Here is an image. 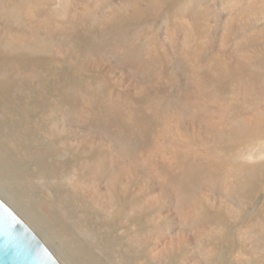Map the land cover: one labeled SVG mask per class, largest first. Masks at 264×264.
<instances>
[{"label":"rangeland","instance_id":"1","mask_svg":"<svg viewBox=\"0 0 264 264\" xmlns=\"http://www.w3.org/2000/svg\"><path fill=\"white\" fill-rule=\"evenodd\" d=\"M140 1L74 0V21L69 22V26L61 23L67 13L66 0H35L33 6H23L18 12L15 5L21 3L20 0H0V34L24 45L20 56L12 58L17 52L8 49L6 56L0 57V90L5 92L0 103L3 104L0 106V163L5 168L0 167V170L8 168L23 183L21 186L17 179V188L0 185V197L46 245L49 240L29 220L33 212L19 210L4 189L14 199H22L27 207L34 206L36 202L40 209L43 210L44 206L45 210H49L46 213L56 216L65 233L69 232L68 235L75 233L85 240H97L104 236L92 230L89 222L96 223L97 230L106 225L111 235L120 241L128 257H136L140 262L145 260L148 249L160 236L164 238V244L176 233H189V229H194L198 239L191 246L182 247V252L173 258L174 264H264V242L260 241L256 247L251 245L252 248L246 245L251 243L248 240L257 242L250 233L256 228L254 217L264 210V188L254 199L230 198L217 189L214 193L221 198L218 199L221 210L216 220L210 219L207 213L212 203L216 205V200L205 199L204 188L196 187V191H192L196 199H192L193 202L188 199L183 204L176 192L179 187L167 184L166 180L168 171L170 173L174 166L181 168L184 165L180 150L190 140L179 127V120L196 123L198 127V123H201L200 129L206 130L202 122L206 116H216L215 111L219 108L225 110L229 102H240L241 82L234 81L226 90V93H231L232 101L225 103L219 97L217 100L209 97L212 98L211 102L203 106L197 100L205 95V92L200 93L201 78L208 71L216 76L218 72L214 73V65L218 56L232 62L239 61L241 53L235 46V40L242 33L238 31L234 37L230 36L232 41L229 39L224 44L222 35L225 25L228 21H239L241 24L247 20L257 23L261 20L264 23V0H204L207 3L194 6L190 17L183 16L180 2L177 8L169 0ZM212 1L213 5H210ZM117 9L121 12H117ZM195 27L202 32L193 34L198 30ZM172 42L174 48L169 47ZM40 45H43L42 48ZM131 46L133 48L130 50ZM141 61H145V66ZM154 61L158 64H154ZM149 67H152L151 71H148ZM223 92L224 89L218 95ZM189 95L194 96L192 100L196 102L197 111L192 112L184 107L189 105V101L192 102ZM224 113L226 116H220L212 128L218 131L224 128L221 126L228 122H223V119L229 116L227 111ZM162 129L164 133L159 137L161 132L158 130ZM170 133L174 138L169 137ZM25 135L32 139L30 137L28 140L29 136ZM157 138L158 148L154 150L156 142L154 144L153 139ZM257 148V145H253L243 158L254 156ZM196 152L201 153V150L197 148ZM126 177H130L128 181L131 180L132 185H129L124 197L122 188L125 185L122 181ZM116 182L120 192L109 196L107 187ZM110 199L115 200L111 202ZM123 199L133 201L128 206ZM153 199L172 201L171 210L166 214H154L149 208L143 212V205ZM177 205L183 216L193 218L192 223L191 220L183 222L178 219ZM139 211L143 213L139 215ZM167 215L171 227L164 229L163 217ZM68 226L74 229L70 230L71 233L67 232ZM227 232L233 233L228 240L233 242L230 249L226 247V242L221 243L218 239L219 234ZM56 243L61 245L62 241L57 239ZM56 253L53 254L58 261L66 264Z\"/></svg>","mask_w":264,"mask_h":264},{"label":"bare ground","instance_id":"2","mask_svg":"<svg viewBox=\"0 0 264 264\" xmlns=\"http://www.w3.org/2000/svg\"><path fill=\"white\" fill-rule=\"evenodd\" d=\"M20 1H21V3H16V5H15V7H16L15 10L16 11L19 8L23 7V6H25V7L27 5L33 6L32 4H34L33 2L35 0H20ZM73 1L74 0H66L67 7H66V11L65 12H67V13L61 19V23H63V24L69 25V22H71V21L73 22L74 21V18L72 17V14H73L72 3H73ZM126 1H128V0H126ZM150 1L152 2V0H150ZM129 2H130V0H129ZM170 2L175 3L176 4L175 7H177L178 6L177 4L180 2L179 6H180V8L182 7L181 12H182L184 17H190L191 16L190 14L192 13L194 6L196 7L197 4H198V7H199V4L205 5V3H207L204 0H169V3ZM232 2H234V1H232ZM135 3L137 4V2H135ZM138 3H141V1L138 2ZM154 3H152V4L154 5ZM256 3H258V2H256ZM127 4H129V3H127ZM82 5H84V4L82 3ZM210 5H213V1H212V4L210 3ZM38 6H40V5H38ZM127 6H126V8H127ZM155 6H158V5H155ZM159 6H161V5H159ZM167 6H168V4H167ZM257 6H259V4ZM128 7H131V6L129 5ZM141 7H142V5H141ZM141 7H139V8L141 9ZM145 7L146 8L149 7L151 10L153 9V8H151V6H145ZM32 8H34V7H32ZM243 8H245V7H243ZM127 9H129V8H127ZM166 9H168V8H165V10ZM260 9H262V8H260ZM29 10H30V7H29ZM136 10L138 11V9H136ZM144 10H145V8H144ZM258 10H259V8H258ZM116 11L117 12H121V11H118V9ZM161 11H162V9H161ZM210 12H211V10H210ZM29 14H30V12H29ZM39 14L40 13H38V15ZM85 14H87V13H85ZM117 15H118V13H117ZM129 16H131V14ZM242 16H243V14H242ZM80 17H82V15ZM44 18H46V17H44ZM101 18H103V17H101ZM113 18H115V17H113ZM231 18H232V16H231ZM116 19L117 18H115L114 20H116ZM123 19H125V18H123ZM34 20H36V19H34ZM101 20L103 21V19H101ZM243 20H245V19H243ZM258 20H260V19H256V21H258ZM247 21L245 23L242 22L241 24L239 23V21H234V22L228 21L226 23L224 31H223V35H222L223 36L222 41L224 42V44L229 42L230 36L234 37V35L238 31H240L242 33V35L238 38V40L237 41L235 40V42H236L235 46L238 47V52L241 53L239 55V61L236 60L235 61L236 63H235V62L229 61L224 56H218L217 57V61L215 63L217 67L214 65V73L215 72H218V73H216V76H213L212 72H209V71L208 72H204V74L206 76L203 78L204 80L201 78V82H202V87L201 88L202 89H201L200 93L202 94L203 92H205V95L201 96L202 97L201 99H197L195 97V99H197L203 106L204 105H208L211 102L210 100H212V98H214V100H217V97H219V99H221V101L224 100L225 103H227L230 100L232 101L233 97H231V93H226V90L232 84V82H234V81L235 82H239L240 81L241 82V88H239L240 91H241V100H240V102L239 103H234V102L230 103L229 102V103H227V107H226L225 110L219 108L217 112L215 111V113H217L216 116H211V115L206 116L204 118V120L202 121L203 125L206 126V128H205L206 130H201L200 129V124L201 123L197 122L199 124V127H198V125L195 122L194 123L197 126H195V124H193L192 122H188L187 121L188 122L187 123V122H184V120L183 121L179 120V127L181 128L183 134L187 138H190L188 143L184 147L182 146L183 149L180 150V156H181L182 160L184 161V165H182L181 168H178L177 166H174V168L172 170H170L171 172L169 173V171H168V173L166 174L167 175L166 180H168L167 184L173 185V186L175 185V186L179 187V190H176V192L179 195V197L181 198L180 201H182L183 204H185L188 201V199H191L189 202H193L192 199H196V197L194 195H192V191L194 189H196V187L197 188L198 187L199 188H204L206 193L203 196L205 197V199H213L214 201L216 200V205L212 203L209 206V209L207 211V213L209 214L208 216L210 217V219L215 218V217H219V212L221 210L220 204L218 202V199H221V198H219L220 196H218L217 193L216 194L214 193V191H216L217 189H218L217 191L219 193H221V194L224 193V194L228 195L230 198H235V199H254L255 196L256 195L258 196V194L261 192V188H264V23L261 22V20H260L261 23L260 22L257 23V22H255V20H253L251 22H249V21L247 22ZM118 22H120V21H118ZM75 24H76V22H75ZM69 26H71V25H69ZM82 28H80V29L82 30ZM195 28L198 29V27H195ZM80 29H79V31H81ZM174 30H175V28H174ZM198 30H197L196 33H193V34L197 35V33H201L202 32L200 28ZM177 31H179V29H177ZM236 39H237V37H236ZM230 40L232 41V39H230ZM157 41H159V39ZM128 43H129V41H128ZM233 43H234V39H233ZM168 44H170V43H168ZM149 45L151 46V44H149ZM172 45H173V42H172L171 46H169V47L170 48H174V45L173 46ZM23 46L24 45L22 43L15 42L13 40H8V39L5 38V36L0 34V57L6 56V50H8V49L9 50H15L17 52V54H14L12 58L20 56L19 55L20 54V50H22L24 48ZM42 46L43 45H40L39 47L42 48ZM144 46H147V45H144ZM222 46H224V45H222ZM125 47H127V45ZM131 48H133V46L130 47V50H131ZM228 48H229V46H228ZM124 49L126 50V48H124ZM144 51L147 53V50H144ZM184 51L186 52L187 50H184ZM150 52H149V54H150ZM128 53L129 52H127V55H128ZM136 53L138 54V52H136ZM130 54H132V53L130 52ZM130 54H129V56H130ZM142 54H143V52H142ZM127 55H123V56H127ZM133 55H134V52H133ZM141 57H140V59H142ZM123 58H125V57H123ZM137 58H139V56ZM153 58L155 59V57H153ZM127 60H129V59H127ZM135 61H133V62H135ZM162 61H164V60H162ZM131 62H132V60H131ZM140 63H142V61ZM144 63H145V61L142 63V66L144 65ZM155 63L158 64L157 62L154 61V64ZM192 64H194V63H192ZM133 65H136V64L133 63ZM133 65H132V67H133ZM147 65H149V63ZM165 65H166V63H165ZM207 65H208V63H207ZM150 69H152V67L151 68L149 67L148 71H151ZM186 70L187 69H185V71ZM170 71H172V70H170ZM143 72H144V70H143ZM201 72H202V70H201ZM139 77H141V76L139 75ZM191 83H194V82H191ZM191 85H193V84H191ZM120 87H121V85H120ZM168 87H170V86H168ZM192 88H193V86H192ZM223 89H224V92L221 95H218L219 92L221 93ZM135 90H137V89H135ZM135 90H134V92H135ZM154 91H156V90H154ZM171 91H173V90H171ZM3 93H5V92H3ZM3 93L0 90V103L3 101ZM154 95H155V92H154ZM189 97H190L192 102L189 101V105H184V107H188L193 112L196 109L195 108L196 107V104H195L196 102L194 103L193 100H192V98H194V96L189 95ZM209 97H212V98H209ZM153 99L155 100V98H153ZM238 101H239V99H238ZM201 104H200V106H201ZM2 105L3 104H1L0 106H2ZM220 105H221V102H220ZM210 107H212V106H210ZM222 107H224V106H222ZM203 108L206 109V107H203ZM196 111H197V109H196ZM198 111H199V109H198ZM224 111H227L229 116H228L227 119H223V122H228V123L224 124V126H221V127H224V128L219 129V131H220L219 132L216 128H212V126H214L215 123L218 122V120H220V116L225 114ZM199 113L200 112H198V114ZM225 116H226V114H225ZM221 121H222V119H221ZM199 122H201V121H199ZM165 124L168 126V123H165ZM172 125H174V123H172ZM18 126H19V124H18ZM163 126H164V124H163ZM208 127L211 128V129H208ZM145 129H146V127H145ZM146 130H148V129H146ZM158 132H161L160 135L157 134L159 137L162 136L163 133H164L163 129L161 131L158 130ZM154 135L156 136V134H154ZM1 136H2V134H1ZM25 136H29V135H25ZM10 137H11V135H10ZM30 137L31 136H29L27 139L29 140ZM169 137L170 138H174L172 133L169 134ZM31 139H32V137H31ZM153 140H154V142H153L154 144L156 142L154 150H157V148H158V144H157L158 143V138L156 140L155 139H153ZM174 144H177V142H174ZM253 145H257L258 146L256 154L254 156H247L246 158H243L244 154L247 151H249L253 147ZM192 146H193V148H192ZM197 148H199L201 150V153L196 152ZM104 154H103V157H104ZM99 157H101V156L99 155ZM99 157H98V159H99ZM255 157H256V159H255ZM141 158H142V156H141ZM144 158H145V156L143 157V159ZM36 160H38V157H36ZM145 160L147 161V158ZM0 162H1V160H0ZM99 162H101L100 159H99ZM103 163H105V162H103ZM157 165H162V163H157ZM0 167L1 168L2 167L5 168V166H1V163H0ZM97 167H98V165H97ZM4 168H3V170H0V185L5 184L8 187L10 186L12 188H14V187L17 188V186H18L17 179L18 178L14 175V173H12L13 174L12 175L11 172L9 170H7L8 168L7 169H4ZM37 170H38V168H37ZM12 171H13V169H12ZM95 172H97V171H95ZM164 172H165V170H164ZM172 173L174 174V177H172ZM96 175H97V173H96ZM129 178L126 177V179H123L124 182L122 181V183L125 185V188H122L124 197H125V194L128 193V188H129V185L131 184V180L128 181ZM119 181H120V179H119ZM18 182H20L19 184L21 185L22 181L18 179ZM117 182L109 185L110 187H107V193H109V196H112V195L116 194L117 191L120 192L119 191L120 187L117 184ZM26 183H24V184H26ZM127 184H128V186L126 187ZM5 185H4V187H5ZM24 186L25 185H23V187ZM12 188H10V189H12ZM4 191L12 199L11 201L14 203V206L18 207L19 210L22 211V209H25L26 212H28V213H30L29 210H31L33 212V213H30L33 218L29 215V220H31V222L36 224L39 227V229L42 231V234L45 236V238H47L46 240H49V244H47L48 246L40 238L39 239L42 241V243L45 245V247H47V249L50 251V253L53 256H54L53 253L57 252L56 254H59V256L64 260V262L66 264H174V259L173 258L175 256L179 255L182 252V250H183L182 247H185V246L189 247V246H191V244L195 240L198 239L197 238V231H195L194 229H189L190 230L189 233L188 232L185 233L184 231H180V233H176L174 235V237H170L168 239L166 238L167 241L164 242V244H162V241H163L164 238L162 236H160L158 238V240L155 242V244L152 245L148 249L147 256L145 258L142 257L145 260L140 262V260H137L138 258H136V257H128V255L124 251V248L120 244V241L118 239H115L111 235V230L106 225L101 226L100 229L97 230V227L95 225L96 223L89 222L88 225L90 226V228H92V230L97 231V232L99 231L101 233V235L104 236V237H101V238H97V240H90V239L89 240H85V239H83L81 237H78V236L75 235V233H73V234L71 233V231H73L74 229L72 230L71 227L68 226L69 229H67V232L71 230L70 233L72 234V235L69 234L70 235L69 236L68 235L69 232L65 233L66 232V230L64 231L65 228L62 229V227L57 222L58 220L56 219V216L51 215L52 213H50V215H48L46 213L47 211L49 212V210L48 209L45 210L44 206H42L43 207V210H42V209H40L39 203L36 202L34 206H28L27 207L25 205L26 203H24L22 201V199H14V196H11L9 194V192H7L8 190L4 189ZM113 191H116V192L113 193ZM194 191H196V190H194ZM194 191H193V193H194ZM16 192H17V190H16ZM34 195H35V193H34ZM19 197H20V193H19ZM22 198H23V195H22ZM25 198H27V196H25ZM261 198H263V197L261 196ZM27 199H29V198H27ZM110 200H111V202H113V200H115V199H110ZM123 200L125 201L124 204H126L128 206L131 204V201H133L132 199H123ZM40 201H41V199H40ZM30 203H31V199H30ZM5 204H7V203L5 202ZM172 204H173L172 201L167 200V199H153V200L149 201L148 203L146 202L143 205L144 209L142 211L145 212V210H147L149 208L154 214H158V213H161V214L165 213L166 214L168 212V210H171ZM8 207L15 213V215H17V213L9 205H8ZM29 208H31V209H29ZM175 208L177 210L176 211L177 214L179 215L178 219H180L183 222H184V220L187 221V222H189L191 220V223H192V221H193L192 219L193 218H186L185 216H183L180 213L178 205L175 206ZM143 212L139 211V215L141 213H143ZM56 213H58V212H56ZM53 214L55 215V213H53ZM127 215H128V213H127ZM204 215H206V214H204ZM17 216L22 220V218L19 215H17ZM173 217H175V216H173ZM171 218H172V216H171ZM140 220L141 219H139L138 221H140ZM173 220L175 221L176 219H173ZM253 220H254V222L256 224V228H254V229L252 228L253 230L251 231L250 236L253 237V240L256 239L257 242H255V241L253 242L251 240H248L251 243H249L247 241L248 243H246V245L247 246H251L252 245L253 247H256V246H258L260 241L264 242V210L259 212L256 215V217H254ZM22 221L26 225H28L24 220H22ZM251 221H252V219H251ZM214 222H216V221H214ZM36 225H34V226H36ZM173 225H174V223H173ZM163 227H164V229H168V228L171 227V221H170L169 215L163 217ZM140 228H142V227H140ZM31 230H32V228H31ZM35 230H37V229H35ZM168 232H171V231L168 230ZM144 233H146V232H144ZM140 234H141V232H140ZM217 234H219V233H217ZM155 237H156V235H155ZM232 237H233V233L232 232H227L225 234H219L218 239L220 240V242L221 241H223V243L226 242V247H229L228 249H230V246L233 244V242L231 240L230 241H228V240L230 238H232ZM57 239H60L62 241L61 245L56 243ZM136 244H138V243H136ZM149 245H147V246H149ZM140 246H144V245H140ZM252 246H251V248H252ZM234 247H235V245H234ZM140 250H141V248H140ZM131 252L132 251H130V254H132ZM185 253H187V252H185ZM256 253H258V252H256ZM138 257L140 258V256H138ZM178 259H180V258H178ZM186 259L188 261V258H186ZM189 259H191V258H189ZM220 259H221V257H220ZM211 260H213V259H211ZM215 260L217 261V259H215ZM215 260H214V262H215ZM57 261H58V259H57ZM138 261H139V263H138Z\"/></svg>","mask_w":264,"mask_h":264},{"label":"water","instance_id":"3","mask_svg":"<svg viewBox=\"0 0 264 264\" xmlns=\"http://www.w3.org/2000/svg\"><path fill=\"white\" fill-rule=\"evenodd\" d=\"M0 264H60L1 198Z\"/></svg>","mask_w":264,"mask_h":264}]
</instances>
